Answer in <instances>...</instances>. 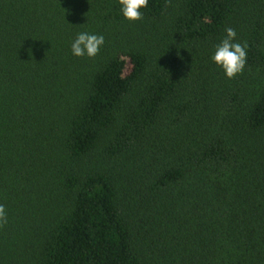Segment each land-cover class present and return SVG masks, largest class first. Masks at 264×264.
Masks as SVG:
<instances>
[{"label": "trees", "instance_id": "trees-1", "mask_svg": "<svg viewBox=\"0 0 264 264\" xmlns=\"http://www.w3.org/2000/svg\"><path fill=\"white\" fill-rule=\"evenodd\" d=\"M141 11L0 0V264H264V0Z\"/></svg>", "mask_w": 264, "mask_h": 264}, {"label": "clouds", "instance_id": "clouds-1", "mask_svg": "<svg viewBox=\"0 0 264 264\" xmlns=\"http://www.w3.org/2000/svg\"><path fill=\"white\" fill-rule=\"evenodd\" d=\"M116 2L121 16L127 21L134 22L143 18L141 10L147 8L149 0H116ZM236 37V30L226 27L224 36L213 46L210 56L212 63L221 69L228 79L242 73L247 62V42H241ZM104 43V35L83 30L71 41V54L75 57L92 58L99 53ZM5 215L4 206L0 204V221L4 220Z\"/></svg>", "mask_w": 264, "mask_h": 264}]
</instances>
